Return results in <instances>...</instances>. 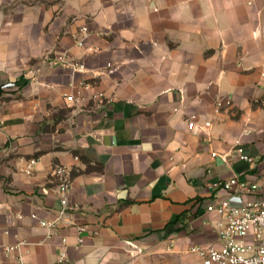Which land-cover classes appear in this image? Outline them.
Segmentation results:
<instances>
[{"label":"crops","instance_id":"crops-1","mask_svg":"<svg viewBox=\"0 0 264 264\" xmlns=\"http://www.w3.org/2000/svg\"><path fill=\"white\" fill-rule=\"evenodd\" d=\"M11 1L0 0V264H203L188 251L220 247L207 208L227 193L212 184L238 177L264 193V0H18L13 16ZM84 25L80 48L70 35ZM65 53L89 72L55 63ZM84 80L85 100L66 102ZM237 146L254 161L226 163ZM56 165L72 170L79 210L50 230Z\"/></svg>","mask_w":264,"mask_h":264},{"label":"built area","instance_id":"built-area-1","mask_svg":"<svg viewBox=\"0 0 264 264\" xmlns=\"http://www.w3.org/2000/svg\"><path fill=\"white\" fill-rule=\"evenodd\" d=\"M90 34L89 27L84 25L73 33L71 38L77 47L85 48L86 39ZM55 63L71 69L74 73L87 74L89 72L83 62L70 59L67 53L58 56ZM108 68H111V65H108ZM91 89L92 85L84 80L79 86L77 95H65V100L70 104H81L85 100L84 92ZM92 99L99 103L111 101L105 92L93 93ZM196 119L195 115L190 117V129L195 127ZM210 126V122L205 123V127L209 128ZM217 155L216 153L212 154L213 157ZM220 156L226 163L232 156L249 163L254 161L241 146H237L232 153ZM35 162L32 160L29 167ZM53 175L60 198V217L52 222L40 221V225L50 230H58L59 219L76 213L79 206L70 202L73 186L72 170L66 165H56ZM211 188L227 193L223 197L216 196L215 201L207 208L208 212L215 213L219 217L214 226L219 237L220 247L196 245L190 247L188 252L198 257L203 264H264V193L261 192L260 186L256 183L242 181L238 177H232L212 184ZM244 196L248 198L246 201L242 200ZM31 217L37 218L36 215ZM75 227L79 236V244H82L86 228L84 226ZM21 245L23 243H18L6 250L8 252L19 251ZM64 259V256H61V262Z\"/></svg>","mask_w":264,"mask_h":264},{"label":"rangeland","instance_id":"rangeland-1","mask_svg":"<svg viewBox=\"0 0 264 264\" xmlns=\"http://www.w3.org/2000/svg\"><path fill=\"white\" fill-rule=\"evenodd\" d=\"M52 1L53 0H27L26 6L28 7V9H34L35 7H37V8H46L47 10H49ZM6 6H7V10H10V13L13 16L15 14V12L18 11L19 2H18V0H12L11 3L9 5H6ZM70 37H71V35H70ZM47 58L51 59L50 56H48ZM0 169H1V162H0Z\"/></svg>","mask_w":264,"mask_h":264}]
</instances>
